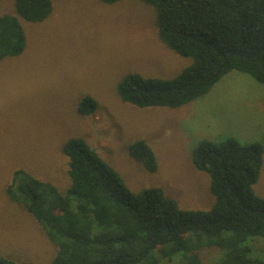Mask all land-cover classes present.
I'll return each mask as SVG.
<instances>
[{"label": "rangeland", "instance_id": "374dc122", "mask_svg": "<svg viewBox=\"0 0 264 264\" xmlns=\"http://www.w3.org/2000/svg\"><path fill=\"white\" fill-rule=\"evenodd\" d=\"M51 2L48 19L31 23L17 16L15 0H0V16H17L26 33L24 52L0 62V255L15 264H53L57 248L7 189L23 169L65 192L71 179L62 149L71 138L85 139L132 191L157 187L182 208L205 211L215 197L210 176L193 162L199 143H264V84L240 71L182 107L139 108L122 101L118 85L128 74L172 79L193 63L161 41L154 7L140 0ZM87 95L98 109L83 116L78 106ZM138 140L152 147L156 172L131 155ZM254 190L264 198V157ZM43 206L52 211L49 202ZM249 244L253 256L264 257V239ZM221 253L205 250L202 257L215 264Z\"/></svg>", "mask_w": 264, "mask_h": 264}, {"label": "trees", "instance_id": "16d2710c", "mask_svg": "<svg viewBox=\"0 0 264 264\" xmlns=\"http://www.w3.org/2000/svg\"><path fill=\"white\" fill-rule=\"evenodd\" d=\"M140 1L156 9L161 41L193 63L172 79L128 74L118 85L123 102L139 108L182 107L234 70L264 84V0ZM15 7L17 16L31 23L45 21L53 10L51 0H15ZM17 16H0V62L25 50L26 33ZM97 109V100L87 95L78 113L89 116ZM130 149L149 172L157 171V158L145 140ZM62 153L71 179L65 192L23 169L7 189L56 246L53 264H163L177 259L205 264L202 252L210 249L222 252L215 264H264L249 244L251 238L264 239V198L254 190L263 167V142L203 140L195 148L194 165L210 176L215 197L208 211L184 209L157 187L132 191L83 138L69 139ZM0 264L15 263L0 255Z\"/></svg>", "mask_w": 264, "mask_h": 264}]
</instances>
